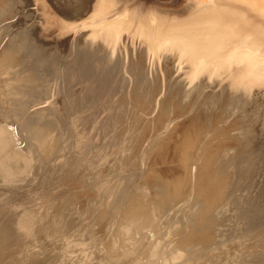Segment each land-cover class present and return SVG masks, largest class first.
Masks as SVG:
<instances>
[{"label":"rangeland","instance_id":"374dc122","mask_svg":"<svg viewBox=\"0 0 264 264\" xmlns=\"http://www.w3.org/2000/svg\"><path fill=\"white\" fill-rule=\"evenodd\" d=\"M128 1L104 0L97 4L94 0H68L69 4H66V6L63 5L62 1L63 8L56 10L54 13H49L55 18L52 27L54 29L52 31L42 29L41 20H31V22L34 20L39 23V25L38 23L35 25V22H32V25L34 24L38 28L37 32H34V35L36 33L39 34H36L35 38L42 43L40 45L42 51H47V55H49L48 49L54 47L51 52L53 51V54H55L54 52L56 51L55 57L59 58H57L58 60L56 59V62L65 65L63 66V70L57 71V80L61 81L65 78L64 76H67L72 71V74H75V76L73 77L72 75L70 85L73 86L75 84L74 87L76 89H78L77 86H83L82 89L85 90L87 88V90L89 89L90 91L91 89L93 91L95 86L96 88L100 86V89H103L99 98L100 100L97 101L95 99L94 103L96 101V109L99 108L98 110H102L103 112L100 111L102 112L101 115L98 110H95L97 116L94 113L92 117L90 116L91 118L87 119V122L91 121L90 123L92 124H86L88 127L90 126L89 130L91 132L97 131L96 128L100 125L99 129L97 128L99 130L97 131L99 132L98 138L96 136L94 138L92 136L94 132H92L89 138H85L87 141L84 137L82 139V136H79L82 140L77 139L76 136L81 134L73 133L74 130L70 129L74 117H65L69 121H72L69 122L67 120V123L71 124V126H69V133L67 132L66 135L68 134L67 142L69 145L71 142L73 144L71 143L69 147L67 143L66 148L61 150L62 153L59 152L63 156L54 154L55 164L52 165H56L57 162L56 166L43 165L37 169V166H33L35 167L34 170L36 169L35 171H40V175L46 174V176H40L42 180L37 176L38 172L35 173L32 166L29 167L30 169H26L29 176L25 171L21 172L25 173V175L22 174L23 177L28 176L31 179L22 180L21 173H17L15 176L0 175L2 176L0 178V188H3L0 191H3L4 186H6V195H3L1 191L3 196L1 192L0 196L2 198L7 196V200L6 198L3 201L0 200V205L3 207L4 204V207H8V204H11L9 207L11 208L12 206L11 209L14 211L10 212L11 209L9 207L2 210L0 206V209L3 211L2 213L0 210V216L4 214L3 217H0V221L2 220L1 223L4 222L2 224H5V226H0V264H117L118 260L115 262L113 257L112 259L108 258L112 256L107 253L109 251L108 246L115 235L123 238V235H119V229L120 226L124 227L125 225L132 228V231H135L132 233L129 229L128 236H131H127V239L133 237L139 244L135 248L136 253L142 248L151 252L155 246H159L157 250L160 255L156 259L147 258L148 260H140L139 262L134 260L135 256H133V259L128 258L130 259L129 261L126 258L128 256H125L127 260L120 256L121 259L119 258L118 264L121 262L123 264L125 260L126 264H208L211 262V258H216L218 264H238V260L240 259L254 261L252 264H264V73L255 69L253 64H245L247 58L244 53L239 52L242 51L240 50L243 42L242 39L237 40L239 43H234L232 46L224 45L226 44L225 38L217 40L219 43L215 44L213 42L214 39H211L207 35L206 29L197 21L199 11L197 12L196 7L188 12L185 11V8L180 10H177L178 8H171L159 9L157 11L151 10L146 14L141 12L139 7L128 5ZM105 7L107 10L100 13ZM46 13L45 11L44 15ZM111 44L114 46H111ZM45 45L47 48L49 46V48L47 49ZM116 46L118 50H116ZM111 47L115 48L112 51L116 54L118 53V68L117 65L112 68L113 66L108 61L109 51L107 50L112 52ZM120 53H123L122 56ZM96 56H104L100 59L99 66H102L101 70L98 65L95 66L96 69L92 66L93 63L91 62ZM120 58L122 62L124 61L123 64L119 61ZM82 60L83 62H81ZM109 65L110 67H108ZM61 67L62 65L58 67V70ZM81 68L82 70H80ZM93 69H95V72ZM79 73L84 78V82L80 79L81 77L79 78ZM86 75L90 76L87 78ZM92 75L94 76L93 78ZM91 79L92 81L94 80V85L93 83L91 84ZM95 82L99 85H96ZM192 84H196L197 86ZM76 97L78 101L75 99ZM76 97L74 98L76 101L73 99V104L75 107L79 102L76 108H74V110L77 109L78 116V114H81L79 112L82 111L80 107L85 104H83V101L86 99L84 100L81 95H77ZM90 98L92 99L93 97L88 98V101L91 102ZM163 108L164 110H162ZM163 114L166 115L164 116L167 117V120L163 117ZM93 117H97L98 121L95 122L97 118ZM62 121L65 122L63 119ZM190 124L196 128H200V137L193 144L194 147L191 141L188 142V144H191L189 146L193 148L191 149L192 151L188 149L190 148L189 146L187 150L186 148L183 149L187 144H182L181 140H179L180 135L178 134L174 136L175 139L172 142L169 141L167 144L166 141L165 143V140L169 137V133L171 134L174 129H178L180 126L183 130H186V128H190ZM101 127L102 130L100 131ZM103 127L105 128L103 129ZM117 132L118 135L120 134L119 136ZM73 134L77 135L73 136ZM113 134L116 138H114ZM101 136L103 137L102 140L105 139L103 141L107 143L101 140ZM69 137L71 138L70 141ZM90 137L95 142L91 141ZM76 141L79 142L78 145ZM163 142L164 144H162ZM112 143L115 145H112ZM82 144L84 145L83 148ZM96 144L99 145L97 146ZM109 144L112 149L109 147ZM169 144L178 149L177 153L179 155L182 154L183 150L184 152L187 151V153L191 151V155H186L187 158L186 156L182 158L177 157L171 163L153 165V159L160 157L161 146H164L165 149L167 147L171 148ZM92 146L94 147L91 148ZM114 146L117 148H113ZM68 147L71 150H68ZM215 147H220L221 149L217 148L216 151L214 150L216 149ZM211 150L212 152L214 150L213 153L219 152L215 157L216 159L212 160L209 172L213 176V179L218 178V180L216 178L219 184L217 186H215L216 183L212 184L213 181L216 182L215 179L212 182H202L201 178L199 180L197 177L199 166L200 169L203 167V158ZM72 155L74 159L71 157ZM69 156L70 158H68ZM66 159H69V162ZM224 161L226 164H224ZM60 162L63 163L64 167L61 166ZM70 164L72 168L74 167L73 169L69 168ZM224 165L226 166L224 167ZM44 166H46L45 170H43L44 168L42 169ZM85 167L88 168V172ZM60 168L61 170L58 171ZM31 169L34 172L31 173L36 175L32 176L38 177V179L36 178L37 180L35 179L37 181L36 184V181L34 182V178L29 173ZM47 169L48 172L50 171L49 174L46 173ZM155 169L157 170L156 173H158L155 175L160 176L154 175L155 178L151 176L152 179H150L149 174L150 172L151 174L155 172ZM41 170L45 173L42 174ZM76 172L77 174L81 173V177H83L80 178V175L73 174ZM69 173L74 176H71ZM55 174L59 175V178L55 177ZM202 174L206 173L202 171ZM53 175L62 181L58 182L56 180L55 182ZM222 176H224V179H222L225 184H221L223 183L222 180L219 181ZM11 177H15L16 179L12 180ZM20 177L22 178L20 179ZM72 177L73 179L71 180L75 182L69 181ZM182 177L185 180L183 179L182 181ZM17 178L20 179V183H18ZM44 178L48 180L46 179L45 181ZM157 178L161 179L163 186L165 185L166 188L161 185L163 187L162 190L160 186V190L157 189L156 183L160 181ZM9 179L11 182L16 181L18 186L19 184L27 183L29 180L27 183L29 186L23 184V186L19 187L23 190L25 189L24 192H26V189L30 192H26L25 195L17 185L16 187L19 189H16L15 185H13L14 183H10ZM74 179H78L79 182ZM38 180L43 182H38ZM30 181L34 183H30ZM81 181L82 185H80ZM60 182L65 183H62L64 189L61 188V185L59 186ZM4 183L5 185L2 186ZM39 183H42L43 191L47 188L46 192L53 191L56 196L51 197V193L53 194V192H50V195L48 194L49 196H47V193H44L42 189L41 192L40 189L37 190L36 187L42 188L41 184L40 186L38 185ZM7 184L13 185L15 189L13 186L9 187ZM68 184L71 188H74L71 189ZM34 185L38 186L33 188ZM166 185L169 186L167 187ZM57 186H59V189L56 188ZM92 187L94 188L92 189ZM96 187L100 189L97 190ZM206 187H208V190ZM209 188L212 191L210 193L214 194H209ZM76 190L78 194H76ZM79 190L82 193L80 192L79 194ZM87 190L95 193L87 192ZM38 191L41 193L40 195ZM103 191L104 193H102ZM158 191L160 193L159 197L157 195ZM18 194L22 195L19 196ZM86 194L89 196H85ZM12 195L17 200L15 199L14 201ZM35 195L37 198H35ZM117 195H121L123 198L121 199V201L123 200L122 204L120 203L123 207L119 206V210H116V213H114V210H110V206L116 202ZM9 196L11 197L10 199L8 198ZM31 196H34V200ZM23 197L26 198V202H36V208L34 202L33 204H29L28 202L26 204ZM27 197L30 198L28 199ZM56 198L59 200L56 201ZM72 198L75 199L73 200ZM45 199L49 202H46ZM139 199L141 200V204L138 201ZM71 200L73 202H70ZM131 200L132 205L135 202V207L140 205L147 213L155 215L153 221L156 223H152L153 225L156 224L154 228L157 237L155 239H151L152 231L150 230H147L149 232L147 237H141L135 228L131 227V224L128 222L130 220L124 221L127 219H122L125 208ZM17 201L18 204H16ZM21 201L25 204L21 205ZM65 202H69V205L65 204ZM147 202L150 204L148 205ZM48 204L52 205L49 207ZM105 204H108L109 212ZM136 204L138 205L136 206ZM33 205L34 207H32ZM228 205L229 208L227 207ZM23 206L24 208L28 206L27 210H32L33 214L30 211H27V213L29 212L27 214L26 209L20 208ZM232 207L233 209H231ZM177 208H179V211ZM71 209L73 210L71 211ZM157 209H161V211L159 210L158 213ZM6 210H9V212ZM176 210L178 213L174 214ZM21 211L22 214H19ZM23 211L25 214H23ZM64 211L67 212L65 213ZM205 211L208 213H205ZM8 213L9 217L11 216V220L8 216V218L6 217ZM17 214H19L17 221L28 217V223H32V228L30 223V225L27 224L30 227H26L23 231L19 230L18 226H16L18 223L15 218ZM66 214L73 216L68 217ZM12 215H14L15 221L12 219ZM20 216L23 217L21 218ZM64 216H67L66 219ZM6 218L8 221L13 220V223L16 222L15 227H12L14 226L12 222L11 225H13L10 226V222L8 223ZM55 218L56 222H54ZM72 218L75 219V222ZM70 219L71 222H68L73 226L76 224L78 227L69 226L71 232L67 230L65 236H63L64 233L61 232L64 231L63 228L68 223L67 220ZM65 221L66 224H64ZM125 222H128V224H125ZM180 222L182 224L179 226L178 223ZM4 227H7L8 231L6 229L4 231ZM193 227L195 230H193ZM9 230L12 235L9 234ZM191 234H195L197 238L188 241ZM11 236L17 240H13ZM10 240L11 242H8ZM186 241L188 243H185ZM130 253L132 254H128L129 257H132L134 254L136 255L133 250ZM113 260L115 263H113ZM251 262L249 263L251 264Z\"/></svg>","mask_w":264,"mask_h":264},{"label":"bare ground","instance_id":"6f19581e","mask_svg":"<svg viewBox=\"0 0 264 264\" xmlns=\"http://www.w3.org/2000/svg\"><path fill=\"white\" fill-rule=\"evenodd\" d=\"M62 1H63V5L66 6V4H69L68 0H0V175H4V174H7L8 176L11 175V176H15V174L17 173H21V172H24L28 174V170L26 171V169H30L29 167L32 166L33 170L34 168L36 167V169L39 167L41 168V166L43 165H51V166H56L57 165V162H56V165H52V164H55V155L56 154L57 156L60 154L59 152L62 153L61 150H64L66 148V146L69 145V143L67 142L68 141V134L66 135V133L68 132L69 133V126H71L72 124V127L70 129H73L74 132L73 133H78V134H81V135H78L76 136V138L78 139L79 136L81 137L82 136V139L84 137L85 138H89V136L91 135L90 133L94 132L93 133V137L96 136L98 138L97 135H99V126L96 128L97 131H92L89 130L90 126L88 127L86 124L88 123L87 122V119L91 118L92 115H94L95 113V110H98L99 108L96 109V101L94 103V100L97 99L100 100L99 98L101 97V93H102V90L100 89V86H98L96 88H93L94 90L92 91L90 89L87 90V88L82 89V87L80 86H77L78 89H76V87H74L75 84L70 85V83L72 82V71H70L67 76H64L65 78L62 79L61 81H58V75H57V71H61L63 70V64H58L56 62V59L58 57H55V54H56V51L54 52L55 54H53V51L51 52V50L54 48V47H51L52 49L49 48V46H51L49 44L48 48H47V44L45 42V47L48 49V52H49V55H47V51L44 52L42 51V47L40 46L42 43H40L38 40H36L35 38V34L34 35V32H37L36 30L38 29L35 25H37L36 22L37 20H41L40 24H41V27L42 29H46V30H49V31H52L54 28L53 25H54V19L53 18V15L52 14H49L50 12H55L56 10L60 9V8H63L62 7ZM101 1H104V0H94V2H97V4H99V2ZM172 2V3H171ZM128 5L130 6H137L139 7V10L143 13H146L148 14L151 10H163V9H177V10H180L182 8H185V11H190V10H193L195 7L197 8V12H198V16H197V21L199 22V24H201V26H203L205 29H206V33L207 35L211 38V39H214L213 42H215V44H218L219 41L217 40H221V39H226V44H224L225 46H232V44L234 43H237L239 39H242L243 42H242V47H240V50L242 51H239L240 53H244L245 57L247 58V60H245V64L248 65V64H253L255 69H257L258 71L264 73V0H129L128 1ZM56 6V7H55ZM188 6V7H187ZM33 8V9H32ZM35 8V9H34ZM26 10V11H25ZM101 10V9H100ZM107 9L106 7L100 11V13H103L105 12ZM45 11L47 12L46 15L45 14ZM58 12V11H57ZM56 12V13H57ZM48 14V15H47ZM64 14V12H63ZM67 14V13H66ZM32 19H35L36 21H32V22H35L33 25H32V22L31 20ZM26 21V23L24 24V22ZM23 22V24H21ZM39 25V23H38ZM41 29V30H42ZM40 30V29H39ZM40 33V32H39ZM42 33V32H41ZM39 35V34H37ZM40 38V37H39ZM222 42V41H220ZM224 42V41H223ZM239 43V42H238ZM109 46V45H108ZM111 46H114L113 44H111ZM213 46V45H212ZM119 47V46H118ZM41 48V49H40ZM44 48V47H43ZM117 48V46L115 47ZM114 48V49H115ZM113 47H111V51H112ZM113 49V50H114ZM45 50V48H44ZM56 50V48H55ZM118 50V48L116 49ZM109 51V54H108V61L110 63V65H112L114 67H116L117 65V68L119 66V63L117 62L118 58H117V54L112 51L110 52V50H107ZM123 51V50H122ZM125 51V49H124ZM123 51V52H124ZM126 51H127V48H126ZM120 52V50H119ZM51 53V54H50ZM127 53V52H126ZM123 53H120V55L122 56ZM104 55V54H103ZM105 56V55H104ZM102 56V57H104ZM107 56V54H106ZM96 56V58H93V61L91 63L92 66H94V68L96 69L95 66L98 65V67H100L99 69L101 70V67L102 66H99L100 64V59L102 57H98ZM120 57V56H119ZM125 57V55H124ZM128 57V56H127ZM129 58V57H128ZM59 59V58H58ZM57 59V60H58ZM124 59V58H123ZM126 59V58H125ZM92 60V59H91ZM103 60V59H102ZM101 60V62H102ZM60 61V60H59ZM88 61V60H87ZM121 58H120V60ZM83 62V60L81 61ZM85 62V61H84ZM106 63V62H105ZM124 63V61L122 62V64ZM88 64V63H87ZM244 64V65H245ZM62 65L61 69L58 70V67ZM84 65V64H83ZM91 65V64H90ZM110 65L108 67H110ZM107 66V65H106ZM124 66V65H123ZM85 67V66H83ZM89 67V65H88ZM87 67V69H88ZM124 68V67H123ZM85 69V68H84ZM83 69V70H84ZM93 69V71L95 70ZM125 69V68H124ZM82 70V68L80 69ZM119 70V69H118ZM123 70V69H122ZM88 71V70H86ZM90 71V70H89ZM92 71V72H93ZM121 71V70H120ZM80 72V71H79ZM91 72V73H92ZM95 72V71H94ZM98 72V71H97ZM96 72V74H97ZM111 72V71H110ZM119 72V71H118ZM76 73V71H75ZM77 74V73H76ZM83 74V73H82ZM92 74H95V73H92ZM128 74V73H127ZM81 73H79V78L82 76H80ZM84 75V74H83ZM91 75V74H90ZM90 75H86L87 78L88 76ZM102 75V74H101ZM126 75V74H125ZM75 76V74L73 75V77ZM130 76V74H129ZM132 76V75H131ZM94 76L92 75V78ZM97 77V75H96ZM111 78V77H110ZM83 79L84 78H80ZM99 79V78H97ZM75 81V79H73ZM96 80V78H95ZM104 80V79H103ZM81 81V80H80ZM80 81H78L80 84H82ZM87 81V80H85ZM94 81V80H93ZM92 79H91V84L93 83ZM98 81V80H96ZM102 81V79H101ZM101 81H100V84H101ZM77 82V81H76ZM84 82V81H83ZM104 82V81H103ZM193 82V81H192ZM89 83V82H88ZM96 85H99V81L98 83L95 82ZM86 84V83H85ZM90 84V85H91ZM105 84V83H104ZM197 84V83H196ZM196 84H192V85H196ZM89 85V84H88ZM94 85V83H93ZM197 86V85H196ZM105 87V86H104ZM193 87V86H192ZM101 88H103V86H101ZM84 90V91H82ZM87 91V92H86ZM101 91V92H100ZM78 93V94H77ZM129 93V92H128ZM88 94V95H87ZM90 94V95H89ZM60 95V96H59ZM77 95H81L82 98H84L85 101H83V106L81 105L80 111L79 113H81L80 115L78 114L77 116V109L74 110V108H76V106L78 105V103L75 105L74 107V104H73V99L77 96ZM129 95V94H128ZM130 96V95H129ZM202 96V95H201ZM80 97V96H79ZM89 97H93L91 99V102L88 101V98ZM200 98V97H199ZM77 99V97L75 98ZM74 99V100H75ZM81 100V97L79 98ZM79 100V101H80ZM76 101V100H75ZM78 101V99H77ZM101 102V101H100ZM102 103V102H101ZM82 104V102H81ZM117 105V104H116ZM109 106V105H108ZM101 107V106H100ZM104 107V106H103ZM164 110V108L162 109ZM73 111V112H72ZM99 111V110H98ZM102 111V110H100ZM101 115H102V112H100ZM74 113H76V119H75V115ZM185 113V112H184ZM96 115V113H95ZM99 115V114H98ZM165 114H163V117ZM182 115V114H181ZM91 116V117H90ZM97 116V115H96ZM180 116V115H179ZM65 117H71L73 118V122L72 121H69L68 119H66ZM99 117V116H98ZM65 118V119H64ZM70 118V119H71ZM93 118H97V117H93ZM162 118V116H161ZM166 120H167V117H165ZM62 119L65 121L63 122ZM99 119H101V117H99ZM69 122H72L70 125L69 123H67L68 121ZM102 120V119H101ZM163 121V119H161ZM89 121V120H88ZM98 121V118L97 120H95V122ZM103 121V120H102ZM77 122V123H76ZM85 122V124H84ZM91 121H89L90 123ZM100 122V121H99ZM98 122V124H99ZM164 122V121H163ZM188 122V121H187ZM74 123V124H73ZM88 123V125H89ZM94 123V122H93ZM102 123V122H101ZM195 123V122H194ZM96 124V123H95ZM94 124V125H95ZM192 124H193V121H192ZM90 125H92L90 123ZM97 125V124H96ZM74 126V128H73ZM105 126V125H104ZM183 126V125H182ZM194 125H191L190 124V128H186V130H183L180 126L179 128L177 129H174L172 131V133L170 134L169 133V137L167 138V140H165V143L167 141V144L169 141H173L175 138L174 136L175 135H180V139L182 144L185 143L187 144V146L185 145L183 149L186 148L187 150V147L189 145L192 144H195L197 142V139H199L200 137V131L199 129L200 128H196L195 126L193 127ZM198 126V124H197ZM200 126V124H199ZM94 127V126H93ZM91 127V128H93ZM133 127V126H132ZM65 128V129H64ZM105 127H103L104 129ZM95 129V128H94ZM182 129V130H181ZM72 130V131H73ZM102 130V127L100 129V131ZM72 131H70L72 133ZM114 131V130H113ZM201 131H203V129H201ZM104 132V131H103ZM135 132V131H134ZM218 133V132H217ZM101 134V132H100ZM202 134V132H201ZM220 134V133H219ZM70 135V134H69ZM74 135H77V134H73ZM102 135V134H101ZM117 135H118V132H117ZM116 135V136H117ZM120 135V134H119ZM118 135V136H119ZM199 135V136H198ZM217 135V134H216ZM221 135V134H220ZM114 138L115 135L113 134ZM132 136V134H131ZM130 136V137H131ZM95 138V137H94ZM93 138V139H94ZM102 136H101V140H102ZM202 138V137H201ZM70 137H69V141H70ZM80 139V138H79ZM80 139V140H82ZM92 139V137H90V140ZM128 139V138H127ZM74 140V139H73ZM76 140V139H75ZM79 140V141H80ZM87 141V139H85ZM84 140V141H85ZM97 140V139H96ZM99 140V141H101ZM105 140V139H103ZM102 140V141H103ZM126 140V139H125ZM132 140V139H131ZM93 141V140H91ZM90 141V142H91ZM98 141V140H97ZM112 141V140H111ZM191 141V144H188V142ZM77 142V141H76ZM82 143H84L83 141H81ZM89 142V141H88ZM95 142V141H93ZM105 142V141H103ZM110 142V141H109ZM108 142V143H109ZM114 142V140H113ZM128 142V141H127ZM130 142V140H129ZM170 142V143H171ZM68 143V144H67ZM107 143V142H105ZM67 144V145H66ZM73 144V143H72ZM75 144V143H74ZM79 144V142H77V145ZM92 144V143H90ZM99 144H101L99 142ZM98 144V145H99ZM114 143H112L113 145ZM164 144V142L162 143ZM207 144V143H206ZM83 145V144H82ZM88 145V144H87ZM97 145V144H96ZM97 145V146H98ZM104 145V144H102ZM115 145V144H114ZM171 144H169V147H170ZM108 146V144H107ZM192 146H189L190 148H188L189 150L193 149ZM207 146V145H206ZM214 146V145H213ZM68 147V150L70 149ZM77 147V146H76ZM84 147V145L82 146V148ZM94 146H92L91 148H93ZM109 147H110V144H109ZM175 147V146H174ZM172 147L171 145V148H164V146H161V151H160V157L157 158L155 157L153 159V165H160V164H166V163H171L172 160L176 159L177 157L179 158H182V157H185L186 155H191V151L187 153L184 152V150L181 152L182 154L179 155L178 152V149L177 148H174ZM194 147V146H193ZM212 147V146H210ZM72 148V147H71ZM74 148V147H73ZM111 148V147H110ZM109 148V149H110ZM113 148H117V147H113ZM216 148V147H215ZM218 149L220 147H217ZM217 148L214 149L217 151ZM78 149V148H76ZM75 149V150H76ZM112 149V148H111ZM165 149V150H164ZM182 149V148H181ZM204 149V148H203ZM221 149V148H220ZM219 149V150H220ZM67 150V151H68ZM71 150V149H70ZM114 150V149H113ZM117 150V149H116ZM115 150V151H116ZM207 150V149H206ZM213 150V152H214ZM73 151V150H72ZM181 151V150H180ZM210 151V150H209ZM64 152V151H63ZM75 152V151H74ZM206 152V151H205ZM212 152V150H211ZM209 152L205 158H203V167L202 169H200V166H199V170L197 173V177L198 179L202 180V182L204 181H210L212 182L214 179L216 180V178L213 179V176H211L209 174L210 172V166H211V162H213L212 160L217 156V154L219 153H211ZM66 153V152H65ZM77 153H78V150H77ZM71 155V154H70ZM74 155V154H73ZM73 155L71 157H73ZM158 155V154H157ZM60 156H63V154ZM67 156V154H66ZM77 156V154H76ZM181 156V157H180ZM65 157V156H64ZM189 157V156H188ZM203 157V156H202ZM58 158V157H57ZM63 158V157H62ZM66 158V157H65ZM63 158V159H65ZM70 158V156L68 157ZM79 158V157H78ZM187 158V156H186ZM200 158V157H199ZM60 159V158H58ZM74 159V157H73ZM216 159V158H215ZM67 160V159H66ZM69 160V159H68ZM67 160V161H68ZM72 160V159H71ZM76 160V158H75ZM79 160V159H77ZM59 161V160H58ZM63 161V160H62ZM65 162V161H64ZM69 162V161H68ZM244 162V161H243ZM61 163V162H60ZM66 163V162H65ZM72 163V162H70ZM75 163V161H74ZM73 163V164H74ZM81 163V162H80ZM245 163V162H244ZM63 166V163H61ZM224 164L225 161H224ZM68 165V164H67ZM81 165V164H80ZM83 165V164H82ZM35 166V167H33ZM79 166V165H78ZM163 166V165H162ZM226 165H224L225 167ZM48 167V166H47ZM59 167H60V164H59ZM64 167V166H63ZM61 167V168H63ZM69 167V166H67ZM66 167V169H67ZM82 167V166H81ZM159 167V166H158ZM44 168V169H43ZM46 166L42 167L43 170H45ZM52 168V167H51ZM49 168V169H51ZM58 169L59 170H61ZM71 169L72 166L70 164V167ZM87 168V167H85ZM157 168V167H156ZM167 168V167H166ZM35 169V170H36ZM54 169V168H53ZM56 169V167H55ZM54 169V170H55ZM82 169V168H81ZM34 170V171H35ZM39 170V169H38ZM52 170V169H51ZM64 170V169H63ZM83 170V169H82ZM42 171V170H41ZM57 171V170H56ZM55 171V172H56ZM68 171H73V170H68ZM88 172V168L86 170ZM84 171V172H86ZM156 169H155V172H150V179L152 178H155V176L159 177L158 175H155V174H158L156 173ZM202 171L205 172L206 174H202ZM34 173L32 171V169L30 170V175L31 177L33 176H36V175H33L32 173ZM39 172L40 171H35V173ZM50 172V171H49ZM48 169H47V172L48 173ZM65 172V170H64ZM67 172V170H66ZM164 172V170H163ZM25 173H21L20 176H22V174L25 175ZM45 173L42 171V174ZM57 173V172H56ZM68 173V172H67ZM65 173V174H67ZM83 173V172H82ZM154 173V174H153ZM161 173V172H160ZM166 173V172H165ZM184 173V172H183ZM37 176H43L46 174H43V175H38ZM53 174V173H51ZM61 174V173H60ZM71 174V173H69ZM73 174H77L76 173H73ZM84 174V173H83ZM33 175V176H32ZM56 175V174H55ZM77 175H80V178L81 177V173L77 174ZM155 175V176H154ZM202 175V177H201ZM19 176V175H18ZM27 176V175H26ZM29 176V174H28ZM27 176V177H28ZM44 176V177H45ZM52 176V175H51ZM59 176V175H58ZM57 175L55 177H58ZM62 176V175H61ZM60 176V178H61ZM66 176V175H65ZM69 176V175H68ZM71 176H74L71 174ZM151 176H153L151 178ZM176 176V175H175ZM211 176V177H210ZM225 176V175H224ZM224 176H222L220 180L223 181V183L221 184H225L224 183ZM2 176H0L1 178ZM4 177V176H3ZM17 177V175H16ZM23 177V176H22ZM20 177V179L22 178ZM23 177V179H29L30 177ZM54 175H53V178L55 179V182L56 180H58L57 178H55ZM79 177V176H77ZM12 180L16 179L15 177H11ZM19 178V177H18ZM17 180L19 181L20 179ZM34 178V182L38 179V177H33ZM32 178V180H33ZM37 178V179H36ZM42 177H40L41 179ZM51 177V179H53ZM59 178V177H58ZM68 178V177H67ZM76 178V177H75ZM85 178H86V175H85ZM180 178V177H179ZM223 178V179H222ZM7 179V178H6ZM31 179V178H30ZM36 179V180H35ZM45 181L47 178H44ZM53 179V180H54ZM66 179V178H65ZM73 179L70 178L69 181ZM148 179V178H147ZM176 179V178H174ZM183 177H182V181H183ZM226 179V177H225ZM5 180V178H4ZM8 180V179H7ZM10 180V179H9ZM21 180V181H22ZM25 180V181H26ZM31 180V181H32ZM42 180V179H41ZM41 180H38L41 181ZM48 180V179H47ZM74 180H77L78 179H74ZM80 180V179H79ZM157 180H160V181H156V185L158 186L157 189L160 190L159 186L161 187V185L163 186L162 182H161V179H158ZM177 180V179H176ZM180 180V179H179ZM185 180V179H184ZM218 180V178H217ZM217 180L216 182H212V184H215V186L219 185L217 183ZM30 183H34V182H31ZM44 181V182H45ZM59 181H62V180H58ZM64 181V180H63ZM66 181V180H65ZM73 181V180H71ZM76 181V182H77ZM83 181V180H82ZM82 181H81V184L82 185ZM149 181V180H148ZM163 181V180H162ZM178 181V180H177ZM9 183V181H7ZM6 182V183H7ZM13 182V181H12ZM11 180H10V183H12ZM24 182V181H23ZM27 182V181H26ZM29 182V180H28ZM27 182V183H28ZM43 182V181H41ZM49 182V181H48ZM47 182V183H48ZM54 182V181H53ZM75 182V181H73ZM79 182V181H78ZM114 182V181H113ZM166 182V181H165ZM174 182V180H173ZM180 182V181H178ZM16 187L17 185V182H13ZM16 183V184H15ZM20 183V181L18 182ZM22 183V182H21ZM27 183H22L21 185L23 186L24 185H28ZM37 183V181L35 182V184ZM45 183V184H47ZM51 183V182H50ZM61 184H59V186L61 185L62 186V183L65 184L64 182H60ZM161 183V184H160ZM209 183V182H207ZM42 186V188H38L36 186ZM79 184V183H78ZM101 184V183H100ZM114 184V183H113ZM204 184V183H203ZM5 183L2 185L4 186ZM9 187H12L10 186L9 184H7ZM19 184V186H21ZM33 185V184H32ZM38 185H34V187H36V189H40V192H41V189L42 191L44 190L43 189V185L42 183H39ZM52 185V183H51ZM67 185V184H66ZM69 185V184H68ZM73 185V184H71ZM75 185H77L75 183ZM74 185V186H75ZM206 185V184H205ZM204 185V186H205ZM7 186V187H8ZM18 186V185H17ZM18 186V187H19ZM29 186V185H28ZM26 186V187H28ZM31 186V184H30ZM46 186V185H44ZM50 186V185H49ZM54 186V185H53ZM59 186H57L56 188H58ZM94 186V185H93ZM99 186V184H98ZM102 186V185H101ZM106 186V185H105ZM116 186V185H115ZM114 186V187H115ZM167 186V185H166ZM169 186V185H168ZM167 186V187H168ZM212 186V185H211ZM222 186V185H220ZM220 186H218L219 188H221ZM5 187L4 186V190L2 191L3 192V195H6L5 193ZM14 187V186H13ZM14 187V189H15ZM51 187V186H50ZM70 187V185H69ZM73 187V186H72ZM78 187V186H77ZM81 187V186H80ZM100 187V186H99ZM99 187H96L97 190H99L100 188ZM112 187V188H114ZM165 187V185L163 186ZM161 187V190L162 188ZM224 187V186H222ZM2 188V187H1ZM0 188V189H1ZM21 191H25V189H21V187H19ZM16 187V189H19ZM25 188V187H24ZM46 188V187H45ZM53 188V187H52ZM63 188V186L61 187ZM68 188V187H67ZM71 188V187H70ZM74 188V187H73ZM71 188V189H73ZM89 188V187H88ZM94 187H92L93 189ZM95 188V189H96ZM166 188V187H165ZM205 188V187H204ZM213 188V187H212ZM3 189V188H2ZM12 189V188H11ZM29 189V187H28ZM35 189V190H36ZM47 189V188H46ZM46 189L45 191H43L44 193L46 192ZM59 189V188H58ZM64 189V188H63ZM79 189H82V188H79ZM85 189V188H84ZM102 189V188H101ZM206 189L208 190V187H206ZM205 189V191H206ZM210 189V188H209ZM216 189V188H215ZM222 189V188H221ZM8 190V189H6ZM33 190V189H32ZM48 190V189H47ZM56 190V189H55ZM65 190H66V187H65ZM78 190V189H77ZM77 190H76V194L77 193ZM105 190V189H104ZM214 190V189H213ZM0 191V192H1ZM34 191V190H33ZM63 191V190H62ZM69 191V190H68ZM68 191H66L67 193H69ZM89 190H87L88 192ZM169 191V190H167ZM221 191V190H219ZM2 192H1V195H2ZM9 192V191H8ZM7 192V194H8ZM16 192V191H15ZM14 192V194H15ZM26 192H28V190L26 189ZM26 192H24V194L26 195ZM30 192V191H29ZM28 192V193H29ZM39 191V195L41 194ZM50 192H53V191H50ZM50 192H46L47 193V196L50 195ZM65 192V191H64ZM73 192V191H72ZM79 194L80 192L82 193V191H78ZM86 192V191H84ZM90 192V191H89ZM106 192V191H105ZM177 192V191H176ZM212 192L211 189L209 191V194L212 195L214 193H210ZM215 192V191H214ZM36 193V191H35ZM59 193V192H58ZM90 193H95V192H90ZM89 193V194H90ZM97 193H99L97 191ZM104 193V191L102 192ZM117 194H120L118 192H116ZM171 193V192H170ZM217 193V192H216ZM223 193V192H222ZM220 193V194H222ZM10 194V193H9ZM13 194V195H14ZM33 194V193H32ZM31 194V195H32ZM49 194V195H48ZM57 194V193H56ZM62 194V193H60ZM64 194V193H63ZM88 194V193H87ZM87 194L85 196H87ZM115 194V193H114ZM156 194V193H155ZM207 194V195H209ZM2 195V196H3ZM12 195L14 201L16 198H14V196ZM19 195V194H18ZM17 195V197H18ZM22 195V194H20ZM19 195V196H20ZM23 195V196H25ZM30 195V194H29ZM28 195V196H29ZM38 195V194H37ZM38 195V196H39ZM46 195V194H45ZM66 195V193H65ZM70 195V194H69ZM72 195V194H71ZM75 195V194H74ZM84 195V194H83ZM92 195V194H91ZM90 195V196H91ZM100 195V194H98ZM97 195V196H98ZM158 197L160 195L159 191H158ZM11 196V195H10ZM8 197L9 199L11 197ZM42 196V195H41ZM40 196V198H41ZM52 196H56L53 192V194L51 193V197ZM60 196H63V195H60ZM67 196V195H66ZM73 196V195H72ZM82 197V195H80ZM89 196V195H88ZM87 196V197H88ZM156 196V195H155ZM178 196V195H177ZM175 196V197H177ZM219 196V195H218ZM7 197V196H6ZM4 196V198H6ZM71 198V196H69ZM75 197V196H73ZM78 197V196H76ZM86 197V199H87ZM117 200H115L116 202H114L113 204H111L113 201L111 199V206H110V210H114V213H116V210H119V206H122L120 205V203L123 201H121V199H123L121 197V195H117ZM0 200H5L4 198H2L0 196ZM22 198V196H21ZM19 197V199H21ZM25 197H23L24 199ZM28 199L30 197H27ZM31 198L33 199L34 196ZM35 198L36 195H35ZM39 198V199H40ZM60 198V197H59ZM63 198V197H62ZM68 198V196H67ZM84 198V197H83ZM82 198V199H83ZM114 198V197H112ZM213 198V197H212ZM218 198V197H217ZM27 199V200H28ZM57 199V198H56ZM73 200L75 198H72ZM80 199V198H79ZM85 199V200H86ZM161 199V198H160ZM207 199V198H206ZM7 200V198H6ZM17 200V199H16ZM22 200V199H21ZM26 200V198L24 199V201ZM34 200V199H33ZM46 202L48 201L47 199H45ZM59 199H57L56 201H58ZM62 200V199H60ZM64 200H67V199H64ZM70 200V199H69ZM68 200V201H69ZM73 200H71L70 202H73ZM81 200V199H80ZM84 200V199H83ZM213 200V199H211ZM19 201V200H18ZM18 201L16 202V204H18ZM23 201V200H22ZM21 201V205H24ZM30 201H32L30 199ZM41 201H44V200H41ZM82 201V200H81ZM139 203H140V199L138 200ZM137 201V202H138ZM143 201V200H142ZM218 201V200H217ZM13 202V201H12ZM26 202V201H25ZM28 202V201H27ZM26 202V204H27ZM34 201H32L31 203L33 204ZM45 202V201H44ZM49 202V201H48ZM109 202V201H108ZM107 202V203H108ZM130 202V203H129ZM128 202V207L126 206L125 208V213H123V216H122V219L125 218L127 220H124V221H128L130 224H131V227H134L136 232H138L140 234L141 237L145 238L147 237L149 234V232L147 230H150L152 231V238L151 239H155L157 237L156 235V231H155V225H153L152 223L154 222L153 220L155 219V215L152 213H147L146 210H144L142 207L137 206L138 204H136L137 207H135V202H134V205H132V200ZM145 202V201H144ZM144 202H142L144 204ZM209 202V200H208ZM7 204V202H5ZM9 203H10V200H9ZM15 203V202H14ZM29 204H31L30 202H28ZM38 203V202H37ZM57 203V202H56ZM69 203V202H68ZM68 203L65 202V204L69 205ZM146 203V202H145ZM148 203V202H147ZM199 203V202H198ZM198 203H197V208L199 210V206H198ZM5 204V205H6ZM20 204V203H19ZM28 204V206H30ZM47 204V203H46ZM45 204V205H46ZM109 204V203H108ZM107 204V205H108ZM122 204V203H121ZM141 204V203H140ZM150 203H148L149 205ZM155 204V203H154ZM211 204V203H210ZM9 205L11 204H8V207ZM13 205V204H12ZM20 205V206H21ZM34 205H35V208H36V202H34ZM34 205L32 207H34ZM49 205V204H48ZM52 205V204H50ZM49 205V207H50ZM66 205V206H67ZM72 205V204H71ZM105 204V206H107ZM123 205H124V202H123ZM146 205V204H145ZM233 205V204H232ZM231 205V206H232ZM1 206V205H0ZM19 206V205H18ZM26 206V205H25ZM28 206L27 208H24L23 207H20V208H24V210L26 209V213L27 211H30V213H32V210H27L28 209ZM41 206V205H40ZM65 206V205H64ZM144 206V205H142ZM176 206V205H175ZM7 207V206H6ZM6 207H4V204H3V207L1 206V209L4 210L3 208L6 209ZM7 207V208H8ZM14 207V206H13ZM31 207V206H30ZM39 207V206H38ZM47 207V206H46ZM60 207V205H59ZM62 207V206H61ZM70 208V206H68ZM67 207V208H68ZM123 207V206H122ZM121 207V209H122ZM150 208V206H148ZM155 207V205H154ZM161 207V206H160ZM207 207V206H206ZM210 207V205H209ZM229 208V205L227 206ZM234 207V206H233ZM233 207L231 209H233ZM10 208V207H9ZM12 208V206H11ZM10 208V209H11ZM42 208V207H41ZM53 208V207H52ZM109 208V206H107V209ZM153 208V207H152ZM176 208V207H175ZM227 208V209H228ZM0 209V210H1ZM9 209V210H10ZM39 209V208H38ZM58 209V207H57ZM61 209V208H60ZM209 209V208H208ZM207 209V211H208ZM1 210V211H2ZM9 210L7 212H9ZM12 210V209H11ZM10 212H14L13 210ZM35 210V209H34ZM37 210V209H36ZM53 210V209H52ZM63 210V209H62ZM61 210V211H62ZM73 209H71L72 211ZM158 210V209H157ZM161 211V209H159ZM159 210L157 211L159 213ZM174 210V209H173ZM177 210L179 211V208H177ZM174 213V214H177L178 212ZM235 210V209H234ZM237 210V209H236ZM0 211V212H1ZM17 211V209H16ZM47 211V210H46ZM49 211V210H48ZM60 211V212H61ZM156 211V210H155ZM207 211H205V213H208ZM232 211V210H231ZM18 212V211H17ZM15 212V213H17ZM45 212V211H44ZM42 212V213H44ZM50 212V211H49ZM65 212V211H64ZM67 212V211H66ZM65 212V213H66ZM108 212H109V209H108ZM149 212V211H148ZM204 212V211H203ZM3 213V211H2ZM29 213V212H28ZM27 213V214H28ZM57 213V212H56ZM69 213H70V210H69ZM68 213V214H69ZM72 213V212H71ZM74 213V212H73ZM155 213V212H154ZM6 214V213H5ZM14 214V213H12ZM19 214H22V211L19 213ZM19 214H17V217L16 218V222L19 228V230L23 231L24 229H26V227H30L32 228V223L30 225V223H28L29 221V218L25 217V218H21L22 219H19L20 221H17V218L19 216ZM23 214H25V212L23 211ZM33 214V213H32ZM63 214V213H61ZM157 214V213H156ZM11 215V214H10ZM59 215V213H58ZM57 215V216H58ZM67 215V214H66ZM115 215V214H114ZM207 215V214H205ZM4 214H2L0 217H3ZM9 217V213L8 215H6V217ZM14 219V215H12ZM28 216V215H26ZM30 216V215H29ZM34 216V215H33ZM60 216V215H59ZM68 216V215H67ZM66 216V217H67ZM71 217L73 215H70ZM68 216V217H70ZM7 217V218H8ZM66 217L64 216V218L66 219ZM77 217V216H76ZM113 217V216H111ZM5 218V217H4ZM6 218V221H8ZM10 220H11V216L9 217ZM54 218V217H53ZM57 218V217H56ZM56 218L54 220V222H56ZM74 218V217H73ZM72 218V219H73ZM129 218V219H128ZM35 219V218H34ZM45 219V218H44ZM58 219V218H57ZM64 219V220H65ZM39 220V219H38ZM74 222H75V219H73ZM72 220V221H73ZM112 221V219H110ZM2 221V220H1ZM0 221V226H5V224H2L4 222L1 223ZM13 221V220H12ZM12 221H8V223L10 224V226H12L14 224V226L12 227H15V223H13ZM15 221V219H14ZM32 221V220H31ZM42 221V219H41ZM59 221V220H58ZM71 222V219L70 220H67V222ZM79 221V220H78ZM11 222L13 223L11 225ZM67 223L66 224V221L64 224H66V226L63 228V232L61 233H64L63 236H65L67 230L69 231L70 230V227L69 226H77L76 224L71 225L70 223ZM80 222V221H79ZM113 222V221H112ZM128 222H125V224ZM159 222V221H157ZM63 223V222H62ZM81 223V222H80ZM109 223V222H108ZM143 223V224H142ZM156 223V222H154ZM30 226H28V225ZM55 224V223H54ZM63 224V225H64ZM70 224V225H69ZM78 224V222H77ZM182 223H178V225L180 226ZM36 225V224H35ZM39 225V224H38ZM57 225V223H56ZM111 225V224H110ZM49 226V225H48ZM62 226V225H61ZM60 226V227H61ZM40 227V226H39ZM56 228H58L57 226H55ZM78 227V226H77ZM75 227V228H77ZM7 227H4V231H8V229H6ZM17 228V227H16ZM81 228V227H80ZM87 228V227H86ZM6 229V230H5ZM61 229V228H60ZM74 229V228H73ZM129 229H130V232L132 231L129 226H124V227H121L120 226V229H119V235L122 236L123 235V238L120 237L118 235H115V237H113V240L111 241V244L108 246V250L107 253H109L108 255H112V256H109L108 258L112 259H115V262L116 260H118L119 262V258L120 256L121 257H124L125 256H128L126 257L127 259L128 258H132L133 259V256H135V261H140V260H145L147 258H152V259H156L160 253H158V248L159 246H155L154 249H152V253L144 248H142L141 250L137 251V253L135 252V248L136 246H138L139 244L134 240L133 237L131 238H128L127 239V236H128V233H129ZM41 230V229H40ZM75 230V229H74ZM134 230V229H133ZM193 230H195V228L193 227ZM142 233H141V232ZM2 232V231H1ZM10 232V230H9ZM27 232V231H26ZM55 232V231H54ZM71 232V230H70ZM135 232V231H132V233ZM6 233V232H5ZM7 234V233H6ZM10 235L11 232L9 233ZM68 234V233H67ZM75 234V233H74ZM4 235V234H3ZM23 235H27V234H23ZM15 237V235H13ZM13 236H11L13 238ZM131 236V235H129ZM128 236V237H129ZM190 236V235H189ZM35 237V236H34ZM69 237V236H68ZM23 238V237H22ZM26 238V236H25ZM36 238V237H35ZM85 238V237H84ZM190 239H188V241L192 240L193 238H197L195 236V234H191V236L189 237ZM4 239H7V238H4ZM11 239V238H10ZM24 239V238H23ZM2 240V239H1ZM13 240H17V239H14ZM51 240V239H49ZM5 242V241H4ZM8 242H11L8 241ZM39 242V241H38ZM88 243V242H87ZM185 243H188L187 241ZM6 244V243H5ZM27 244V243H26ZM158 244V243H157ZM159 245V244H158ZM142 247V246H141ZM20 248V247H19ZM17 249V248H16ZM15 249V250H16ZM133 250L134 253H136V255H132V257H129L130 254V251ZM118 251V254L116 255ZM151 253V254H150ZM129 254V255H128ZM249 255V254H248ZM53 256V255H52ZM185 256V255H184ZM247 256V255H246ZM67 257V256H66ZM97 257V256H96ZM125 258V259H126ZM252 258V257H251ZM256 258V257H255ZM258 258V257H257ZM54 259V258H53ZM109 259V260H110ZM121 259V258H120ZM125 259H122V260H125ZM126 259V260H127ZM151 259V260H152ZM240 259V258H239ZM244 259V258H243ZM8 260V259H7ZM45 260V258H44ZM43 260V261H44ZM121 260V261H122ZM125 260V261H126ZM130 259H128L129 261ZM148 260V259H147ZM150 260V259H149ZM238 260V259H237ZM238 260V264H241V263H249L251 262V260ZM253 260V259H252ZM51 261V260H50ZM120 261V262H121ZM125 261H123V264H126ZM210 263L208 264H218V261L216 258H211L210 259ZM256 261V260H255ZM114 260H113V263H115ZM117 262V264H118ZM122 263V262H121ZM120 263V264H121ZM236 263V261H235ZM254 263L251 262V264ZM41 264V263H40ZM45 264H48V263H45ZM128 264V263H127ZM193 264V263H192ZM250 264V263H249Z\"/></svg>","mask_w":264,"mask_h":264},{"label":"water","instance_id":"95a60500","mask_svg":"<svg viewBox=\"0 0 264 264\" xmlns=\"http://www.w3.org/2000/svg\"><path fill=\"white\" fill-rule=\"evenodd\" d=\"M172 3V2H171Z\"/></svg>","mask_w":264,"mask_h":264}]
</instances>
